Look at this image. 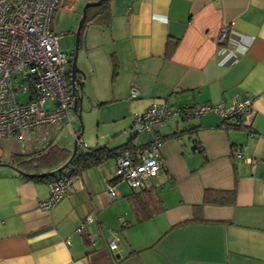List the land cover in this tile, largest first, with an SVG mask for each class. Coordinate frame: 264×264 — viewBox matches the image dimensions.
Masks as SVG:
<instances>
[{"label":"crops","instance_id":"1","mask_svg":"<svg viewBox=\"0 0 264 264\" xmlns=\"http://www.w3.org/2000/svg\"><path fill=\"white\" fill-rule=\"evenodd\" d=\"M109 7V28L90 27L79 47L85 78L79 76L82 103L72 112H94L101 135L90 145L84 127L73 129L87 149L114 150L130 140L147 145L151 136L133 134L134 116L153 105L190 110L248 99L252 112L239 127L213 112L168 119L158 129L170 137L158 151L164 168L145 184L157 188L163 210L141 223L132 188L113 181L115 158L82 171L49 210L39 205L49 198L50 182L5 166L16 154L57 145L67 122L54 136L43 129L26 139L0 137V264H264V0H112ZM222 29L243 34L242 44L251 40L248 50L234 48L244 51L235 63L226 59ZM133 87L137 99L130 97ZM70 122L73 128L71 114ZM58 146L73 154L74 147ZM107 183L119 197L110 198ZM207 190L234 196L196 210ZM88 216L94 220L78 234Z\"/></svg>","mask_w":264,"mask_h":264},{"label":"built area","instance_id":"2","mask_svg":"<svg viewBox=\"0 0 264 264\" xmlns=\"http://www.w3.org/2000/svg\"><path fill=\"white\" fill-rule=\"evenodd\" d=\"M60 0H0V137H19L26 139L35 132L49 129L52 136L68 123L75 109L78 96L70 77V59L59 47L60 36L52 31L51 23ZM236 30L222 29L220 42L230 51L227 60L235 63L239 53L248 50L250 42L242 44V35ZM242 42V43H240ZM242 47L238 51L237 47ZM238 55H237V54ZM70 67V68H69ZM24 82L28 86L24 87ZM29 93L27 103L19 97ZM79 95V94H78ZM131 99L139 97L136 87L131 90ZM252 100L234 101L231 105H200L190 110H182L168 104L153 105L143 114L134 116L133 129L137 133L152 134L153 139L143 152H137L131 158L129 152L121 153L116 160L115 177L130 188L145 187L146 181L156 178L164 168V161L158 151L162 146L158 130L168 119L174 116L186 119L198 118L213 112L222 121H231L242 125L252 112ZM78 146L87 151V145L81 140ZM237 157L256 166L253 159L245 158L242 153ZM72 163L68 166L70 167ZM67 167V168H68ZM74 178L66 175L57 177L49 184V198L40 203V208L49 210L67 195L68 187ZM111 199L119 197L118 190L106 184ZM94 220L88 216L77 229H84ZM88 243L95 244L94 237L88 236ZM110 249L117 251V241H110Z\"/></svg>","mask_w":264,"mask_h":264},{"label":"trees","instance_id":"3","mask_svg":"<svg viewBox=\"0 0 264 264\" xmlns=\"http://www.w3.org/2000/svg\"><path fill=\"white\" fill-rule=\"evenodd\" d=\"M110 1H105L101 5L97 7H93L87 10V16L83 23L81 34H80V49L85 48V36L86 31L92 26H101L109 28L112 22V13L110 9ZM177 44L170 45L169 49V57L172 56L175 51ZM74 54V53H73ZM73 54L69 57V61L71 64ZM114 58V56H112ZM114 66L117 67V63L114 59ZM196 108V107H194ZM185 119V118H184ZM226 124L239 127L240 124L233 123L231 121H223ZM191 129V128H190ZM190 129H186L185 131H190ZM159 131L156 130V134L159 135ZM136 133V136L142 135L141 133ZM151 136V140L153 139L152 134H143ZM162 143L166 139H170V137L164 138L161 136ZM172 137H178V134L172 135ZM147 145H137L134 141L130 140L127 144L118 147L117 149L110 150L106 147H102L99 149H88L87 151L81 150L79 148L72 165L68 168H65L62 173L51 176V177H42L43 175L52 174L56 171H59L62 167L66 165V163L70 160L72 156L71 150L60 147L53 143L47 145L46 147L30 154V155H22L16 154L13 157L12 166L16 169L25 173V176L31 180L43 181L46 180L48 182H53L57 177L61 175H66L70 178H75L82 171L89 169L91 167H96L105 163L108 159L117 158L121 153L129 152L131 158H136V155L139 152H143ZM138 152V153H137ZM113 181H117L114 178ZM133 193L129 196L131 203H133V207L136 214V221L141 223L145 220L153 217L157 213L163 210L162 201L159 198V194L157 188H147L142 187L140 189H133ZM225 196H229L231 199L234 196V192L226 193V192H213L207 190L205 192L204 202L201 206H195V209H200L204 204L209 203H224ZM115 199V198H114ZM232 202V201H231Z\"/></svg>","mask_w":264,"mask_h":264},{"label":"rangeland","instance_id":"4","mask_svg":"<svg viewBox=\"0 0 264 264\" xmlns=\"http://www.w3.org/2000/svg\"><path fill=\"white\" fill-rule=\"evenodd\" d=\"M70 1L73 2L71 3V5L67 7H62V4H60L56 8L51 23L52 31L60 36L59 47L61 51L65 52L68 56H71L74 52L75 43H76L75 33L77 31L79 22L81 20V15L85 5H87L88 3L97 2V1L86 2L85 0H70ZM67 9L69 11L72 9L71 12L72 17H69L70 15L67 16V12H68ZM26 86H28V83L24 82V87ZM18 98L20 102L27 103L29 100V93H27L22 97L18 96ZM82 112H81V119L79 118L78 114L74 112L71 113L73 128H71L70 125H67L62 129V131L60 130L59 132L60 134L58 135L55 142L57 145H68L69 147L73 148L76 141V136L74 135L73 132L74 130L81 131L83 127L85 129L84 130L85 132L82 139L85 141V143H89V144L92 143L91 142L92 138L99 139L101 135L98 134L99 131L96 126L97 125L96 120L98 119L96 118L95 113L90 111V109L87 112L84 111ZM88 125H90L89 128L87 127ZM104 127L105 126L103 127L101 126L102 132ZM133 134L136 135L135 131H133ZM142 136L145 135L142 134ZM122 183L125 184L124 186H128L125 182Z\"/></svg>","mask_w":264,"mask_h":264},{"label":"water","instance_id":"5","mask_svg":"<svg viewBox=\"0 0 264 264\" xmlns=\"http://www.w3.org/2000/svg\"><path fill=\"white\" fill-rule=\"evenodd\" d=\"M105 1H110V0H99L97 2L88 3L87 5H85V7L83 9V12H82V18H81V20L79 22L77 31L75 33L76 43H75V49H74V54H73V58H72V61H71V68H70L71 83H72V86L74 88L75 95L78 96L77 102H76V106H75L74 110H76L78 104L82 103V98L80 97V91L83 88V82L80 81L79 76H82L83 78H85L84 72H82L79 69V67H78L79 44H80L81 29H82L83 23H84V21L86 19V16H87V10L90 9V8H93V7H97V6L101 5ZM79 118L81 119V116H79ZM80 139H81V134L76 138V141H75V144H74V149H73V154H72L70 160L66 163V165L64 167H62L59 171H56V172H54L52 174L43 175V177H51V176L60 174V173L63 172V170L65 168H67L73 162V160H74V158H75V156H76V154H77V152L79 150L78 141ZM5 166H9L10 168L14 169L18 173L25 175V173H23L22 171L16 169L13 166H10V165H5Z\"/></svg>","mask_w":264,"mask_h":264},{"label":"flooded vegetation","instance_id":"6","mask_svg":"<svg viewBox=\"0 0 264 264\" xmlns=\"http://www.w3.org/2000/svg\"><path fill=\"white\" fill-rule=\"evenodd\" d=\"M64 2H65V3H64V4H65V7L71 5L70 2H69V0H64Z\"/></svg>","mask_w":264,"mask_h":264},{"label":"clouds","instance_id":"7","mask_svg":"<svg viewBox=\"0 0 264 264\" xmlns=\"http://www.w3.org/2000/svg\"><path fill=\"white\" fill-rule=\"evenodd\" d=\"M241 126V125H240Z\"/></svg>","mask_w":264,"mask_h":264}]
</instances>
